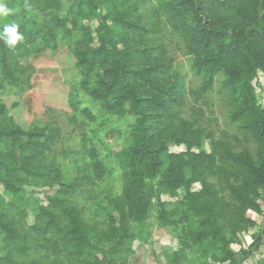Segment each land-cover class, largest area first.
Here are the masks:
<instances>
[{
  "label": "trees",
  "instance_id": "16d2710c",
  "mask_svg": "<svg viewBox=\"0 0 264 264\" xmlns=\"http://www.w3.org/2000/svg\"><path fill=\"white\" fill-rule=\"evenodd\" d=\"M156 2L162 16H157L154 24L169 29L179 40L191 72L201 83L188 91L185 77L172 71L165 45L155 40L150 42L154 44L151 51L159 54L156 63L144 70L133 68L107 26L98 29L97 48L74 52L87 72L99 62L107 67V81L101 83L99 92L108 111L135 118L126 145L116 154L124 180L118 199L120 221L117 227L112 220L95 245L91 241L94 229L77 210L66 209L61 193L50 197L48 206L39 207L32 226L16 228L21 222L14 219L16 215L1 213L0 231L6 243H14L20 254L35 260L33 264H120L115 253L104 252L102 244L111 236L118 242L114 248L123 246L131 237V225L145 224L153 207L160 226L172 229L179 245L165 254L167 264H188L190 258L201 264H244L233 247L242 246L243 236L258 227L254 216L264 215V98L260 100L254 86L259 73L264 79V0ZM224 18L235 25L227 29L221 23ZM4 20L8 23L7 18ZM24 21L21 17L17 23L23 43L9 47L0 39V90L23 84L21 72L9 64L19 62L37 35V28ZM71 26L77 30L79 21L74 20ZM143 32L144 36L160 34L156 30ZM217 82L229 122L240 136L224 131L217 135L211 127L212 117L205 120L200 106H189V95L199 103ZM4 135H25L31 143L36 139L33 148L38 150L31 157L34 161L61 138L59 129L53 126L30 132L14 126ZM206 142L209 152L204 150ZM170 146L184 150L172 152ZM92 166L98 178L106 174L100 162ZM22 168L24 177L11 160L7 176L12 184L7 194L11 205L18 202L23 220L26 211L15 184L50 178L56 181L63 175L55 174L51 166L29 162ZM62 186L76 189L79 182ZM253 238L252 253L264 254V230ZM110 245L114 243L110 241ZM258 264H264V260Z\"/></svg>",
  "mask_w": 264,
  "mask_h": 264
},
{
  "label": "rangeland",
  "instance_id": "374dc122",
  "mask_svg": "<svg viewBox=\"0 0 264 264\" xmlns=\"http://www.w3.org/2000/svg\"><path fill=\"white\" fill-rule=\"evenodd\" d=\"M5 3L12 11L7 17H0V28L17 24L24 17V23L30 21V27L37 28V35L28 43L19 62L9 64L14 71L21 72L23 84L19 82L16 86H5L0 90V214L16 215L14 219L21 221L16 228L32 226L39 207L48 206L49 198L61 193L66 200V209L77 210L82 220L94 229L91 241L97 245L102 231L110 227L112 220L119 226L118 199L124 180L116 154L126 145L127 132L135 123V118L108 111L99 92L101 83L107 81V67L99 62L87 72L74 52L84 53L97 48L98 29L107 26L119 50L127 53V60L133 68L144 70L156 63L159 54L151 51L154 44L150 42L155 40L165 45L170 67L185 77L188 91L198 88L201 80L191 72L189 58L185 56L179 40L171 35L169 29L154 24L157 23V16H162L158 11L160 9L156 10V0H5ZM6 18L8 23L4 20ZM74 20L79 21L77 30L71 26ZM128 22L138 26L132 28ZM221 23L227 29L235 25L226 18ZM144 30H156L160 34L144 36ZM219 83L199 103L191 100L189 95V106H200L205 120L212 117L211 127L217 135L224 131L240 136L237 127L229 122L228 108ZM254 86L262 101L264 79L260 73ZM14 126L24 132L53 126L59 129L61 138L51 150L34 161L31 157L38 150L33 148L37 145L36 139L31 143L25 135H4ZM170 150L181 152L184 148L170 146ZM204 150L210 151L208 142L204 144ZM12 159L23 177L22 167L28 162L51 166L55 174L63 175L62 180L50 178L32 184H15L16 194L22 198L26 211L23 220L22 212L17 210L18 202L16 206L11 205L7 194L12 184L7 176V167ZM96 162L106 169L102 178L94 172L92 165ZM75 181L79 182L76 189L62 186ZM261 205L264 211V193ZM254 217L258 227L243 236L242 246L233 247L244 264H258L264 260L263 253H252L251 248L253 235L264 230V215ZM131 228V237L124 241L123 246L114 248L118 242L111 236L102 244L104 252L115 253L120 264H167L165 254L179 248L172 229L160 226L156 207H153L145 224L133 223ZM110 241L114 246L110 245ZM17 248L14 243H6V237L0 231V264L35 263L32 257L23 256ZM242 251L250 255L246 257ZM188 264L201 263L190 258Z\"/></svg>",
  "mask_w": 264,
  "mask_h": 264
},
{
  "label": "clouds",
  "instance_id": "9594fccd",
  "mask_svg": "<svg viewBox=\"0 0 264 264\" xmlns=\"http://www.w3.org/2000/svg\"><path fill=\"white\" fill-rule=\"evenodd\" d=\"M11 9L7 7L5 0H0V17H7L11 14ZM2 39L9 47H14L20 43L24 37L18 30V25L15 23L4 26L3 32L0 33Z\"/></svg>",
  "mask_w": 264,
  "mask_h": 264
}]
</instances>
